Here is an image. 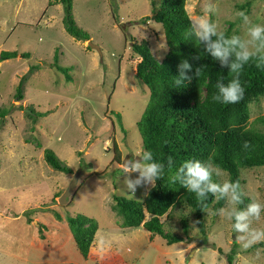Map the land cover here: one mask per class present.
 I'll list each match as a JSON object with an SVG mask.
<instances>
[{
    "label": "rangeland",
    "instance_id": "1",
    "mask_svg": "<svg viewBox=\"0 0 264 264\" xmlns=\"http://www.w3.org/2000/svg\"><path fill=\"white\" fill-rule=\"evenodd\" d=\"M156 1L72 0L76 25L99 45L100 55L87 48V40L82 43L66 32L58 0H0V52H19L0 61V106L9 111L0 123V264H96L104 250L99 264L112 259L118 264H227L226 253L235 241L234 264H264V242L243 248L253 230L264 228V210L259 217L249 215L240 221L248 225L247 231L236 230L230 189L225 206L204 216L208 245L200 242L193 213L180 205L160 219L166 230L182 235V241L168 244L148 230L120 227L113 195L143 201L152 186L139 170L124 173L123 162L143 151L136 121L149 98L147 86L135 76L138 58L130 44L146 40L158 60L168 50L161 24L153 19L138 22L151 15ZM186 9L197 32L201 19L214 31L232 23L231 31L242 39L243 50L264 53V42L249 34L253 24L264 23V0H186ZM52 64L69 67L71 80L66 81ZM20 83L22 99L16 97ZM248 105L249 126L264 131V122L256 121L264 115V95ZM28 109L43 114L29 116ZM45 148H51L73 173L52 168L45 160ZM135 160L145 162L140 155ZM214 171L223 184L228 183L225 172ZM74 173L81 175L61 204L58 197ZM240 175L250 203L264 204V166L241 168ZM137 179L141 183L131 194L125 181L135 184ZM180 213L189 219L188 239L181 230ZM79 214L97 222L98 240L102 234L117 242L93 240L90 258H84L67 222V216Z\"/></svg>",
    "mask_w": 264,
    "mask_h": 264
},
{
    "label": "trees",
    "instance_id": "2",
    "mask_svg": "<svg viewBox=\"0 0 264 264\" xmlns=\"http://www.w3.org/2000/svg\"><path fill=\"white\" fill-rule=\"evenodd\" d=\"M63 9L62 22L67 33L77 40L86 41L89 34L79 28L72 14V0H58ZM151 15L142 17L138 22L147 23L149 19L161 24L168 50L162 60L155 58L149 43L130 44L131 53L138 58L135 76L147 86L149 98L136 121L141 137L143 152L151 153V161L162 167L156 183L150 187L143 201L113 195L116 211L121 216L123 227L143 225L152 235L163 237L168 244L182 241L184 237L166 230L160 217L180 205L189 209L195 218L202 234L200 242L208 245V235L204 216L210 210L219 212L227 202V194L211 192L205 187L203 197L196 192H189L182 183L187 179L185 161L199 160L210 171V182L219 186L224 184L217 172L227 174L228 183L240 194V201L232 212V224L236 223L235 214L245 211L251 199L243 193L240 169L253 166H264V131L249 126V102L259 95H264V53L253 52L244 63L239 73V80L245 89L243 97L236 103L223 104L213 100L219 94V86H226L235 74L230 71V64L236 59V52L243 51L242 39L231 31L232 23L225 30L214 31L207 40L197 35L190 14L186 9V0H158L152 2ZM246 12V11H245ZM243 12V17L245 15ZM236 40L233 45L230 41ZM220 43L229 49L226 62L214 56L211 45ZM89 48V46H87ZM19 52L2 50L0 61L17 57ZM27 57L28 53H20ZM186 61L190 67L184 69L186 77L180 84L175 78L180 77V65ZM261 66L258 67L257 65ZM54 65L64 73L66 81L71 80L69 67ZM197 69H200L197 75ZM20 83L16 88V97L23 98ZM0 106V123L8 113ZM32 114L42 115L31 109ZM118 117H119V113ZM264 122V115L256 118ZM45 160L55 170L72 174V168L65 164L51 148L44 149ZM114 159L118 152L114 148ZM204 185H202L203 187ZM231 193L233 191L230 188ZM58 196V195H56ZM203 204L204 207H201ZM145 213L149 214L146 219ZM70 231L79 253L87 258L90 246L98 229L97 222L85 215L67 216ZM179 222L183 235L189 237V219L186 213H180ZM43 226V224H40ZM40 230V229H39ZM40 238H44L40 234ZM233 242L231 251L226 253L227 264H234L236 245ZM214 247L215 245L212 244ZM218 251L222 249L218 247ZM75 264V263H67Z\"/></svg>",
    "mask_w": 264,
    "mask_h": 264
},
{
    "label": "clouds",
    "instance_id": "3",
    "mask_svg": "<svg viewBox=\"0 0 264 264\" xmlns=\"http://www.w3.org/2000/svg\"><path fill=\"white\" fill-rule=\"evenodd\" d=\"M243 15V13H241ZM191 19V17L189 18ZM199 27L201 29L200 32L197 33L198 36H201L203 39L207 40L210 34H214L213 27L205 20H199ZM249 34L253 40L264 42V23H255L249 29ZM90 39V38H89ZM88 39V40H89ZM231 44L235 45L238 43L236 40L230 41ZM243 48V45H241ZM211 50L215 57L219 58L221 62H226V58L229 55V49L222 47L220 43L214 42L211 45ZM251 53L247 50L237 51L236 52V59L230 64V71L231 73L235 74V76L229 80L226 86L220 85L219 86V94L213 95V100L223 103V104H230L238 102L244 94L245 89L243 88L240 80H239V73L241 72L244 63L247 62L250 57ZM258 67L261 65L258 64ZM190 65L183 61L180 65L181 72L180 77L175 78L174 83L180 84L182 79H191V77H186L184 73V69H188ZM200 69H197L196 74L198 75ZM140 155L142 160L145 161L144 163L138 162L135 160V156ZM151 161V153L150 152H135L133 153V159L130 162H123V171L124 173H130L132 171L139 170L140 177L145 179V182H151L152 185L156 183L155 178L160 175L161 165L156 162H149ZM186 168V177L187 179L184 180L182 183L188 188L189 192H196L198 197H203L205 187L210 190L211 192L215 193L217 191L226 193L229 191L230 188L233 189L231 199L233 201L239 202L240 201V194L234 190V185L225 183L222 187L217 185L216 183L210 182V171L209 168L199 160H192V161H185L184 165L181 170ZM125 183L127 187L131 189V194L135 193V185H139L141 183L140 179L135 181L133 184L132 181L126 180ZM202 185H204L202 187ZM201 207H204L203 204H200ZM262 210H264V204L258 202H252L249 204L247 211H239L235 214L236 223L234 224V228L241 232L248 230V225L245 223H240V221L246 220L249 215L259 217L261 215ZM240 239V237H238ZM264 242V228H260L257 230H253L250 235L249 239L244 243L243 248L248 249L253 247L254 245Z\"/></svg>",
    "mask_w": 264,
    "mask_h": 264
},
{
    "label": "crops",
    "instance_id": "4",
    "mask_svg": "<svg viewBox=\"0 0 264 264\" xmlns=\"http://www.w3.org/2000/svg\"><path fill=\"white\" fill-rule=\"evenodd\" d=\"M79 41H81V40H79ZM82 43H83V41H82ZM87 49V48H86ZM147 215L149 216V214L148 213H145V216H146V219L147 218H149V217H147ZM122 229H125V228H132L133 230H139L140 232H148L147 230H145V228L143 227V225H140V226H137V227H123V226H120ZM97 231H98V229H97ZM97 231H96V233H95V236H94V241H116V238H112V237H110V236H107L108 238H104V237H106V236H103L102 234H101V238L98 240V238L99 237H97ZM149 233V232H148ZM153 236V235H152ZM157 236V235H156ZM155 237V236H154ZM97 239V240H96ZM117 242V241H116ZM99 243V246L100 247H102V248H104V249H107V248H109L110 249V247H109V245H106L104 242L103 243H100V242H98ZM91 248V247H90ZM105 251V250H104ZM102 252L101 251V253L98 255V258L99 259H97V260H99V262H102L101 261V259L103 258V257H101L100 258V255L101 254H103V256H105V252ZM89 252H91V250H89ZM130 252V251H129ZM114 256H118L119 257V255L116 253V251H115V255ZM90 257H89V254H88V256H87V259H89ZM128 258V257H127ZM97 260H95L96 261V264H99V263H97ZM103 260V259H102ZM128 261H129V259H128ZM104 264H105V262H104ZM108 264H118V263H116L115 262V260H110V263H108Z\"/></svg>",
    "mask_w": 264,
    "mask_h": 264
},
{
    "label": "water",
    "instance_id": "5",
    "mask_svg": "<svg viewBox=\"0 0 264 264\" xmlns=\"http://www.w3.org/2000/svg\"><path fill=\"white\" fill-rule=\"evenodd\" d=\"M87 46H89L90 48H93L95 50L98 51V53L101 55V50L99 45L91 42L90 40H87ZM28 111L30 112V110L28 109ZM125 163L130 162V159L127 158L124 160ZM80 173H74L73 177L70 181V183L68 184L67 188L64 190V192L58 197V202L61 204H64L67 202L68 197L70 196L72 190L74 189L76 183H77V179L80 176Z\"/></svg>",
    "mask_w": 264,
    "mask_h": 264
}]
</instances>
